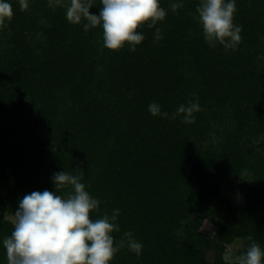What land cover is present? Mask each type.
I'll list each match as a JSON object with an SVG mask.
<instances>
[{
	"label": "trees",
	"instance_id": "16d2710c",
	"mask_svg": "<svg viewBox=\"0 0 264 264\" xmlns=\"http://www.w3.org/2000/svg\"><path fill=\"white\" fill-rule=\"evenodd\" d=\"M6 2L13 16L0 27V264L19 200L54 192L53 175L78 168L100 202L90 218L118 209L114 240L131 232L143 245L139 256L125 245L109 264H225L227 248L239 242L236 256L244 254L248 236L264 251V0H235L242 40L234 50L206 43L200 0H160L167 15L137 29L145 39L134 52L127 44L110 52L101 27L68 22L70 0H27L23 11L19 0ZM173 2L182 3L176 12ZM101 6L93 0L90 12ZM190 99L202 109L192 124L148 111L155 102L171 117ZM223 187L239 206H216Z\"/></svg>",
	"mask_w": 264,
	"mask_h": 264
},
{
	"label": "clouds",
	"instance_id": "9594fccd",
	"mask_svg": "<svg viewBox=\"0 0 264 264\" xmlns=\"http://www.w3.org/2000/svg\"><path fill=\"white\" fill-rule=\"evenodd\" d=\"M20 9L28 8L27 0H19ZM98 14H92L93 0H70L66 7V19L72 24L83 21L85 30L102 28L103 46L110 52L122 49L126 44L134 52L136 46L145 39L137 31L142 25L149 29L163 21L167 11L160 6V0H101ZM182 3L173 2V12ZM236 12L235 0H200L196 7L203 38L210 47L222 45L225 50L235 49L241 42L242 26L233 23ZM13 16L12 5L0 0V27L6 26ZM154 39H162L161 29L156 28ZM198 99H190L181 104L169 117L161 112L159 104H149L152 116L176 119L195 123V113L200 112ZM83 171L76 174L66 171L55 173L52 177L55 191H33L18 202V209L11 217L13 230L3 240L7 264H109L114 256L127 246L137 256L143 248L142 243L125 232L119 241L113 233L120 227L116 222L119 210L111 215L104 212L93 220L90 213H99V200L86 191L82 183ZM70 188L64 195L62 189ZM246 252L235 257V264H262L264 251L252 236Z\"/></svg>",
	"mask_w": 264,
	"mask_h": 264
},
{
	"label": "rangeland",
	"instance_id": "374dc122",
	"mask_svg": "<svg viewBox=\"0 0 264 264\" xmlns=\"http://www.w3.org/2000/svg\"><path fill=\"white\" fill-rule=\"evenodd\" d=\"M66 0H49V3L51 5L56 4H64ZM227 201V204L230 206H239L241 201L237 194H235L232 190H226L224 187L222 188V197L217 201L216 206H222L224 205V201ZM213 225L209 223L207 220L203 222V230L208 232V234L212 233ZM240 248L239 242H236L234 245L229 246L226 251L225 255V264H231L233 261H235L236 252ZM208 258H212V254H208Z\"/></svg>",
	"mask_w": 264,
	"mask_h": 264
}]
</instances>
